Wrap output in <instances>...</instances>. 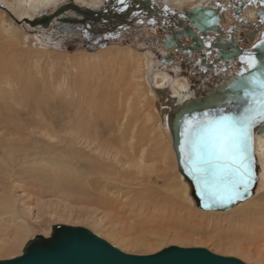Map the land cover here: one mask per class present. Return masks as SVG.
I'll return each mask as SVG.
<instances>
[{
    "label": "rangeland",
    "instance_id": "obj_1",
    "mask_svg": "<svg viewBox=\"0 0 264 264\" xmlns=\"http://www.w3.org/2000/svg\"><path fill=\"white\" fill-rule=\"evenodd\" d=\"M63 1H72L77 5L82 4L79 0ZM18 4V6L12 7L7 0H0V23L1 20H5L6 24L12 27L11 35L14 36L12 37L6 35L5 32L3 33L0 25V143L12 149L15 158V163L12 164V168L6 169L7 176H5V179H0V187L2 185L1 188H6L12 183L8 187L9 189H6L11 193L10 199L16 203L18 210V214L15 215L14 221L4 216V220L0 222V234L3 239L11 235L14 223L27 224L28 229L22 235V239L25 238V242L37 234H43L44 236L49 234L50 226L53 224L65 223L85 227L109 243H112L106 232L107 230L112 228L118 229L124 235L135 238L137 230H139L138 224L141 223L142 218L146 215L141 217V214L146 212L145 209L148 211V208L151 209L154 207L155 202V204H158V202L163 204L164 202L169 203L173 196H175L173 201H176V208H179L181 211L185 209V212L182 211V214H185L188 210L187 206L189 205L187 203H190V200H193L195 207L199 208L192 195V189H189L190 197L187 192H184L182 189L181 182L178 178V168L176 164L173 166L170 158L167 159V162L165 161V164L164 162H162L163 164L160 163L161 161L159 162V160L154 162L156 164V167H154L156 172L153 169V172H146L145 174L137 173V175L134 166L136 162L133 159V161L128 159L129 157L126 156V153H130L131 149L128 150V145L124 142V144L121 143L119 140V137L122 135V126L117 124V105L120 102L121 95L123 93L125 104L131 107H133V102L136 103L137 106V99L134 98L135 95L133 94L130 96L131 90L128 86L122 84L123 81H121L120 84L115 82L119 80V77L116 76L118 73L114 75V72L118 70V66L122 65H115V63L108 64L104 58L107 57L108 59V55L110 57L113 51H119L120 48L124 47L130 48L133 53L137 52V54L147 52L145 47L148 41L152 40L155 36L157 38H162V29L158 28V31H160L159 33L153 31L151 29L153 21L146 19L144 20L145 22L141 21L142 26L137 31L130 26L125 27L129 32L133 33L132 37H129L127 33L117 32V34H108L91 40L88 39L86 35H78V27H74L73 30L75 31V35L79 37L80 43L77 47L69 49L61 38L52 39L55 42L52 45L44 43L41 41L38 33L41 29L31 30V27L23 21L24 17L31 18L35 15V11L46 10V12L50 14L54 8H57L56 5H50L51 3H49V6L46 4L43 5L44 8L37 9L28 7L25 4L23 5L19 1ZM162 4L161 1H157L159 7H161ZM82 7L89 6L82 5ZM80 30L83 31L84 34H87L84 28L81 27ZM50 32L51 31H48V33ZM2 33L4 35H2ZM34 34H38V37L35 38ZM111 38L115 39L116 43L108 41L104 44L106 40ZM87 43H91L96 49L88 51L85 49ZM80 45H83L85 48ZM194 45L196 49L193 57L191 59L187 57L181 58L179 61V63L186 67L187 71L193 70L195 65H198L201 61H203L204 64H212L217 60L216 56L212 53L213 51H209L205 43H202L201 46L198 44ZM153 46L154 43L151 47L152 50L154 49ZM161 49L160 47L159 50ZM83 55L89 58H85V60H87L86 64L88 63L95 68V70L92 67L90 70L85 71V77H83V74L79 71V67H77ZM98 55L101 58H99ZM179 56L180 55H178V57ZM96 57L99 66L97 64L96 66L93 65L95 61L97 63V60L94 59ZM150 57L151 56L147 55L146 58L148 60H146V58L143 60L145 65L142 69L143 73L146 68L153 66V62H149ZM78 58L81 60H78ZM92 61L94 62L93 64ZM101 62H104L105 66L103 65L104 63L101 64ZM146 63H148L149 66L146 65ZM147 77L148 76L145 75V81L150 79V77ZM111 78H115L116 80ZM143 81L144 78H142V80L140 79V82L143 84L142 89L147 92L150 83L148 82L147 84ZM74 82L78 84V87ZM123 86L126 87V90ZM112 89H114L115 92H113ZM127 92H130V94ZM239 95H241V93L235 96L236 101ZM111 96L113 99H111ZM148 96V94H145V99ZM108 104L111 110L109 112L105 111L103 115L101 113L103 112L101 111L102 107L104 105L107 109ZM142 105L143 104H141V106ZM150 105L149 109L145 105L141 108L153 111L155 117H151V121L149 120L150 122L144 120L148 124L145 125L143 122L144 117H142V113L145 111H139L140 113L134 115L135 117L138 114L135 118L140 120L136 122V125H138L140 130L141 125H143L142 128L147 126V129L152 126L154 128V130H152L154 134H158L162 131V136L170 141L171 138L167 133V119L169 115L161 113L162 110L157 114L152 107L154 104L150 103ZM160 108L161 106H159V109ZM106 113L108 115H106ZM128 115H130V113H128ZM106 117H108V120H106ZM83 121L87 124H84ZM75 122L77 123L75 124ZM122 122L124 121L120 123ZM77 126H79L78 129ZM72 131L75 133H72ZM133 139L131 142L134 144L136 142L135 138ZM120 145H123V147L120 148ZM170 145L171 144H169V148ZM150 146L152 147V145ZM40 157H47L51 160L58 161L57 163L60 164H70L76 168L78 173L72 172V174H77L74 176L71 174L69 177L52 174L50 176H44L43 174V176L41 174L38 176L39 170L33 171L29 164L22 165L23 161H31L34 158L39 159ZM162 168H165V171ZM4 172L5 171H0V176ZM102 172H105V174ZM100 173L105 177L102 178L100 176L101 178H99ZM77 176H79V178ZM105 179H107V181H105ZM176 179L181 187L180 192L184 195H179L180 197L178 196V198H176L177 194L167 190V188H169V183L175 182ZM164 184L168 185L165 186ZM257 188L258 183L255 191ZM144 190L147 191L146 193L148 195L150 194L149 199ZM160 198L162 199L161 201ZM255 200L256 197L248 201V203L241 205L242 207L239 206L233 209L231 212L236 213L235 211H237V213L240 214V212H242L241 209L244 208L243 206L252 207L253 205L246 204H251V202ZM262 200H264V194ZM178 201H180V204ZM231 212L230 214H232ZM225 215L227 214L219 216L217 213H210L202 216L200 213H195L193 224V218L189 219L190 222L188 221L189 230L194 233L196 232L195 236H199V234L204 238L212 236L221 243L239 242L247 250L250 249V255H255L257 251V254L259 253L261 255L260 258L258 255V258L263 259L264 236H262V238L261 236L250 238L248 236L239 235L238 232L223 236L222 234L227 231L226 227L224 230H221L222 232H220L221 234L219 233L220 235H217L212 225L209 224L205 226L203 222H201L202 226L195 224L200 221L215 223L217 220H223ZM94 220L101 221L98 227L93 224ZM191 226L192 228H190ZM194 226H196V228H194ZM188 233L193 234L192 232ZM169 245L184 247L202 246L219 254L235 256L241 260L246 258L243 261H248V264H263V261L259 262L260 260L257 261L258 259L248 255L245 256L243 253L237 251L232 252L226 248L222 249L216 247V245L212 243V240L209 239L206 242H202L198 239H189L187 241L166 240L163 244L154 245L153 248H134L129 246L125 249H121L118 246L116 247L126 253L144 255L157 252ZM22 247L2 250L0 252V259L11 258L18 255L19 252L21 253L20 250H22Z\"/></svg>",
    "mask_w": 264,
    "mask_h": 264
},
{
    "label": "bare ground",
    "instance_id": "obj_2",
    "mask_svg": "<svg viewBox=\"0 0 264 264\" xmlns=\"http://www.w3.org/2000/svg\"><path fill=\"white\" fill-rule=\"evenodd\" d=\"M7 1L12 5V7L18 6L19 5L18 1H19V2H21V4H23V5L25 4L28 7L41 9V8H44L43 5H46V4L48 5L49 3H51L50 5L55 6L58 0H7ZM163 1H165V0H163ZM168 1L172 7L175 6L176 9H183L184 7L194 6L197 3L208 4V3H211V1H213V0H168ZM79 2H82V4L80 6L85 5V6H89V7L92 6V7L97 8L100 5H102L104 0H79ZM83 3H85V4H83ZM164 3L167 4L166 2H164ZM140 4H142L144 6L146 5L143 1H141ZM152 7H153V4L150 5V9H148L149 12H153ZM147 8H149V7H147ZM36 12L37 11H35V14H36ZM247 14L252 16V11L247 12ZM43 20H45V18ZM0 25H1V29H2L3 33L5 32L6 35L12 36L11 35L12 27L9 24H6L5 20H1ZM3 33H2V35H4ZM38 33H39V37L41 38V41H43L44 43H47L48 45H52L53 43H55L54 41L50 40V37L48 36L49 34H48L47 30H45V31L40 30V31H38ZM37 35L38 34H34L35 38L38 37ZM5 37H7V36H5ZM12 37H14V36H12ZM153 40H154V38L152 40H149L150 43H152ZM204 49H205V47H204ZM161 50L162 51H160V54H162V53L164 54L165 50H163V49H161ZM93 55H95V54H93ZM147 55L151 56L149 59L150 60L149 62L150 63L153 62L152 63L153 66L150 67L148 65V63H146V65H148L149 68H146L147 71L145 70V72L143 73L142 69L145 66L143 63V60H145ZM106 56H107V54H106ZM86 57L87 56L83 55V58H84V59L82 58L83 61L80 58H78V60L80 59L81 61H80L79 65L76 64L77 67H79V71L83 74V77H85L84 76L85 71L90 70L93 67L92 65L90 66L88 63L86 64V62H87V60H85ZM97 57L94 59L97 60ZM99 58H101V57L99 56ZM104 59L106 60V62L108 64L115 63V65H118V64L122 65V66H118V70L117 71L115 70L116 72H114V75L118 73L116 76L119 77V80L115 81L116 80L115 78H117V77L111 78V79H115L114 81L119 83V84L121 81H123L122 84L128 86V88L131 90V94H130V92H127V93H129L130 96L132 94L135 95L134 98L137 99V106H136V103L133 102V107H131V106L125 104L124 95L122 93V95L120 94L121 95L120 102L118 103V105L116 104L118 106V113H117L118 123L117 124L119 126L123 127V128L121 127L123 136L120 134L121 136L119 137V140L121 143L124 142L125 144L128 145V150L131 149L130 153H128V152L127 153L125 152V153H126V156L129 157L128 159H130V160L133 159L136 162L134 164V166L136 168V174L137 173L138 174H141V173L145 174L146 172H153L154 167H156V164L154 162H156L157 160H159V162L161 161L160 163L164 162V164H165V161L167 162V159L170 158L173 166H175V164L177 166L175 152H174L173 147H172V137H171L169 123H168L169 118L167 119V126H168L167 127V129H168L167 133L169 134V136L171 138L170 141H168L166 138H164L162 136V133H163L162 131H160V132L158 131L159 132L158 134H154V132L152 131V130H154V128L152 126H150L147 129L146 128L147 126L142 128L143 125H141V130H140L138 128V125H136V122H138L140 120H137V118H135V117H137L138 114L135 117H134V115L136 113H140L139 111L144 110L141 108V107H143V105H145L149 109L150 103L154 104V105H152V107L154 108V110L157 114H159L160 111L162 110L161 113L169 115L170 108L166 109L165 107L169 106V102L172 98H177V99L179 98L180 101H182L183 99H188L189 97H191L193 95V91L192 90L189 91L190 82L188 81V78L184 77L183 75L176 74L177 70H175V68H177L178 64L174 66V70L169 71V66H167L164 63L163 64L160 63V60L157 59L156 57H154L150 53V51L137 54V52L133 53L132 50H130V48L124 47V48H120L119 51L118 50L113 51L111 53L110 57L108 55V59H107V57H105ZM146 60H148V59L146 58ZM93 61H92V64L94 63ZM102 63H104V62H101V64ZM96 64L98 65V60H97V63L95 61V63L93 65L96 66ZM103 65L105 66V63ZM163 65H165V66H163ZM224 67L227 68V73H230L231 71L237 72L238 70H240L238 61L228 63L227 65L225 63H221V65L219 64V66L214 67L212 72H209V74H211L210 79L212 80V82L218 83L222 80V75L223 74L226 75V72L223 71ZM94 70H95V68H94ZM193 70L195 71V68H193ZM137 74H139L140 76ZM145 75L148 76L147 78L150 77V79L146 78L147 80L145 81ZM152 76H153V78H152ZM142 78H144V81H143L144 83H147V84H148V82L150 83V86H148L147 92L142 89L143 84H142V82H140V79L142 80ZM74 83H76V82H74ZM114 84H116V83H114ZM119 84H117V85H119ZM76 86L78 87L77 83H76ZM97 87H98V85H97ZM125 88L126 87H124V89ZM76 89H78V88H76ZM114 89H112L113 92H115ZM117 91H119V90H117ZM113 92H111V93H113ZM145 94L149 95L146 99H145ZM111 99H113L112 96H111ZM174 101H175V99H174ZM101 102H102V100H101ZM113 102H115V101H113ZM141 104H143V105L141 106ZM100 105H101V103H100ZM105 106H106V102H105ZM105 106L103 105L102 110H101V111H103V112H101L103 115L105 114V111L109 112L111 110L109 108V104L107 105V109ZM159 106H161L160 109H159ZM148 109L147 110L145 109L144 110L145 112L142 111L143 112L142 117H144L143 122L145 125L147 124V122L144 120L149 121L151 117H155L153 111L148 110ZM128 113H130V115H128ZM106 115H108V114L106 113ZM106 118H107L106 120H108V117H106ZM110 121H112V120H110ZM121 121H124V122L120 123ZM76 123L77 122H75V124ZM83 123H84V121H83ZM84 124H87V123H84ZM104 124H105V122H104ZM79 126H80V124H79ZM79 126H77V129L79 128ZM75 128H76V126H75ZM157 128H159V127H157ZM70 130H71V128H70ZM73 131H72V133H75ZM133 138H135V142H136L134 144L131 142V140ZM149 144L152 145V147ZM169 144H171L170 145L171 151L169 148ZM120 146H121L120 148L123 147V145H120ZM118 149H119V146H118ZM123 150H124V148H123ZM253 153L255 155L257 174H258V179H257L258 180L257 181L258 188L256 189V191L254 193L255 195L253 194V196H251L250 198H248L247 200H245L243 202L238 203L235 207H233L232 209H230L228 211H213V210L206 211V210H202L200 208L195 207V205L193 204L194 203L193 200L189 199L190 203H187L189 205V206H187L188 210L186 211L185 214H182V211L185 212L184 211L185 209L181 211L179 208H176V206H177L176 201L175 200L173 201V199H175L174 198L175 196H173L172 200L169 203L164 202V204H163V203L158 202V204H155L156 203L155 202L154 207H152L151 209L148 208V211L145 209V211H146L145 213L141 212L142 213L141 217L145 214L146 215L142 218L141 223L138 224L139 230H137V234H136L135 238L124 235L118 229L112 228L110 230H107L108 229L107 228L106 232L108 233L110 241L112 242L111 244H113L115 247L118 246L121 249H125L126 247H129V246H132L134 248H137V247H144V248L151 247V248H153L154 245L156 246L157 244H163L166 240H184V241L186 240L187 241L189 239L190 240L191 239L192 240L198 239V240H201L202 242H206L209 239V240H212V243H214L216 245V247H220L222 249L226 248L232 252L237 251V252L243 253V254H245V256L248 255L252 258L258 259L257 261L260 260L259 262L263 261L262 263L264 264V258L259 259L261 255L259 253L257 254V251H256L257 255L256 254L250 255V249L247 250L239 242H222L221 243V242L215 240L212 236H210L208 238H206V237L204 238L203 236H200V234H199V236H195L196 232L194 233L193 231L189 230V224H188L189 219H192V218H193L192 219V224H193V220H195L194 219L195 213H197V214L200 213L202 216L206 215V214H210V213H217V215H219V216H221L223 214H227V215H225V218H223V220H217V222H215V223H211V222H207V221H200L199 223L196 222L195 224L201 225V222H203L205 224V226L210 224V225H212L213 230L217 233V235H220L221 234L220 232H222L221 230H224V228L226 227L227 231L224 232V234H222L223 236H225L226 234H229V233H233V232H238L239 235L248 236L250 238L258 237V236L259 237L261 236V238H262V236H264V205H263L264 200H262V197L264 194V192H263L264 191V132H262V133L256 132L254 134V152ZM127 154H129V155H127ZM19 157H18V159H19ZM14 159L15 158H14L12 149H10L7 145H3L2 143H0V171H5L0 176V179H5V176H7L6 169L12 168V166H13L12 164L15 163ZM57 162L58 161L51 160L47 157H40L39 159L34 158L31 161H23L22 165H24V164L28 165L29 164L30 168H32L33 171L39 170L38 176H40V174L41 175L43 174L44 176H50L52 174V175H57V176L59 175V176H68L69 177V175H71L72 172H77V170L74 166L67 164V163L60 164ZM168 162H169V160H168ZM159 168H161V167H159ZM162 169L165 171V168H162ZM154 171H155V169H154ZM177 171H178V178H179V181L181 182L182 189L184 190V192H187V194L189 196V189H191V186H190L188 180L186 178H184L182 173L179 170H177ZM76 174L74 173L72 175L74 176ZM103 174H105V172ZM11 176H10V178H11ZM100 176L102 178L105 177V176L103 177L101 175V173L99 175V178H101ZM77 177L79 178V176H77ZM172 178H174V177H172ZM6 181H8V180H6ZM105 181H107V179H105ZM170 182H171V180H170ZM166 185H168V184H166ZM9 186H7L6 188H8ZM256 186H257V184H256ZM1 187H2V185H1ZM1 187H0V189H1V192H0V222L4 220V216L8 217L10 220L12 219V221H14L15 215L18 214L17 205L13 200L10 199L11 193L8 192L5 187H3V188H1ZM168 187L169 188H167V190L169 192L177 194L176 198H178L179 195L184 196L180 192L181 187H180L177 179L175 182L173 181V182L169 183ZM146 192L147 191H145V193ZM146 195L148 196V199H149L150 194L148 195L146 193ZM142 196H143V194H142ZM159 196H161V195H159ZM255 197H256L255 201H252L251 204H246V205H253L252 207L251 206H243L244 208L241 209L242 212H240V214L237 213V211H235L236 213L231 212L233 209H235L241 205H244L245 203H248V201H251ZM161 200L162 199L160 198V201ZM178 203L180 204V201H178ZM147 204H148V202H147ZM152 205H153V203H152ZM182 208H183V206H182ZM230 212L232 214H230ZM100 223H101L100 220L99 221H96V220L93 221V224L97 227H98V225H100ZM102 225H103V223H102ZM51 226H50V228H51ZM0 227H1V223H0ZM99 228H101V227H99ZM190 228H192V226ZM194 228H196V226H194ZM27 229H28V226L25 223H14V226L12 228V233L9 237H6L5 239H3V237L0 234V252L2 250H11V249L22 247L23 243L25 242V238L22 239V235L27 231ZM203 229H204V227H203ZM186 230H188V231H186ZM0 232H1V229H0ZM188 232H192L193 234H190ZM197 232H199V231H197ZM49 234H50V229H49ZM49 234L45 235V237H48ZM252 243H254V242H252ZM251 245H253V244H251ZM182 247H184V246H182ZM214 253H216V252H214ZM19 254H20V252H19ZM217 254H219V253H217ZM219 255H223V254H219ZM258 255H259V258H258ZM226 256H230V255H226ZM233 257H235V256H233ZM245 259H243V260H245ZM245 263L248 264V261Z\"/></svg>",
    "mask_w": 264,
    "mask_h": 264
},
{
    "label": "water",
    "instance_id": "obj_3",
    "mask_svg": "<svg viewBox=\"0 0 264 264\" xmlns=\"http://www.w3.org/2000/svg\"><path fill=\"white\" fill-rule=\"evenodd\" d=\"M143 1L146 5L140 4ZM151 0H104L99 7H82L72 1L58 0L57 8L48 14L46 10H39L31 18L24 17L23 21L31 28H39L48 33L50 40L61 38L65 45L72 49L79 45V37L75 35L74 27H78V35H86L88 39H96L108 34L127 33L132 37L133 33L125 27L130 26L136 31L141 28L143 17L150 9ZM149 7V8H147ZM152 9H155L153 6ZM199 9V8H198ZM197 11V10H196ZM208 11V10H207ZM210 12V11H208ZM214 13V12H213ZM45 18V20H43ZM84 28V34L80 28ZM115 42L111 38L105 41ZM168 48L167 42H162ZM103 45V44H101ZM81 47L85 48L83 45ZM64 47V46H63ZM104 47V46H103ZM66 48V47H64ZM88 51L96 49L91 43H87ZM169 59V53L166 52ZM168 60H166L167 62ZM205 67H210L205 64ZM259 73V71L257 72ZM209 72L199 73L194 76V85L190 86L193 95L180 101L172 98L169 102V128L172 137V147L175 152L178 170L188 180L192 195L197 205L202 210L228 211L238 203L253 196L257 184L258 174L254 155V139L252 155L254 159L253 170L255 182L250 186L249 193L241 200L233 203H215L205 207V200L198 194L195 182L185 170L184 156L180 152L183 141L181 133L184 131V122L193 118L203 119L204 113L215 115L224 111V114H232L237 111L235 96L240 94L235 87L241 79L239 72L223 74L220 82H212ZM251 76L244 73V77ZM217 83V84H216ZM175 99V101H174ZM168 109V108H166ZM264 132V124H258L253 128L255 133ZM0 264H247L233 256L219 255L201 246L182 247L169 245L151 254L137 255L126 253L115 247L102 237L96 235L82 226L65 223L53 224L48 237L37 234L29 239L23 246L21 253L6 259H0Z\"/></svg>",
    "mask_w": 264,
    "mask_h": 264
},
{
    "label": "snow or ice",
    "instance_id": "obj_4",
    "mask_svg": "<svg viewBox=\"0 0 264 264\" xmlns=\"http://www.w3.org/2000/svg\"><path fill=\"white\" fill-rule=\"evenodd\" d=\"M241 60L246 67L239 73L241 79L235 85L241 95L237 101H230L236 103L237 111L224 114L220 110L211 116L204 113L203 119L186 120L181 133L180 152L185 170L205 200V207L237 202L249 193L255 182L253 128L264 124V70L245 78L244 72L255 69L259 62L252 54Z\"/></svg>",
    "mask_w": 264,
    "mask_h": 264
},
{
    "label": "flooded vegetation",
    "instance_id": "obj_5",
    "mask_svg": "<svg viewBox=\"0 0 264 264\" xmlns=\"http://www.w3.org/2000/svg\"><path fill=\"white\" fill-rule=\"evenodd\" d=\"M151 1L155 9L153 12L146 11L142 22L146 19L155 20L151 29L158 33L160 32L158 28L162 29V38L155 36L152 43L148 41L145 50L150 51L160 63L169 66V71L174 70V66L181 58L193 57L196 49L194 44L201 46L205 43L208 50L213 51L217 58L214 63L209 64L210 67H205L201 61L195 65V71L191 72L187 71L183 64L177 65L176 74L188 78L190 86L194 85L192 83L194 76L202 72H212L213 68L221 63L227 65L238 61L240 70L237 72L244 71L246 65L241 57L247 58L249 54L255 55L259 63L255 69H249L244 73L255 75L258 71L264 70V46H261L264 41V0H213L208 4L197 3L183 9L172 7L168 0ZM157 1L163 3L161 7L157 5ZM249 11H252V16L247 14ZM162 42H167L168 48L164 47ZM160 47L165 50L164 54H160L162 51L159 50ZM166 52L169 53V59ZM223 71L227 73V68L224 67ZM231 73L235 72L227 74Z\"/></svg>",
    "mask_w": 264,
    "mask_h": 264
}]
</instances>
